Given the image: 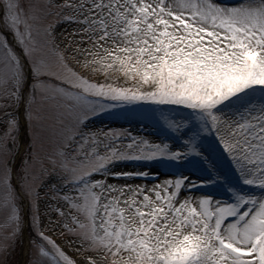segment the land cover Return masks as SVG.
Returning a JSON list of instances; mask_svg holds the SVG:
<instances>
[{
  "label": "snow or ice",
  "instance_id": "obj_1",
  "mask_svg": "<svg viewBox=\"0 0 264 264\" xmlns=\"http://www.w3.org/2000/svg\"><path fill=\"white\" fill-rule=\"evenodd\" d=\"M0 264H264V0H0Z\"/></svg>",
  "mask_w": 264,
  "mask_h": 264
},
{
  "label": "rangeland",
  "instance_id": "obj_2",
  "mask_svg": "<svg viewBox=\"0 0 264 264\" xmlns=\"http://www.w3.org/2000/svg\"><path fill=\"white\" fill-rule=\"evenodd\" d=\"M113 127H128V125L123 121H117L112 124ZM62 240L63 238H59ZM21 247H25V240L23 241V244H21ZM67 250V247H66ZM70 254L75 255V253L70 252Z\"/></svg>",
  "mask_w": 264,
  "mask_h": 264
}]
</instances>
